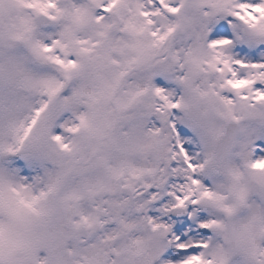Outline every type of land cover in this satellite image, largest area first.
<instances>
[{"label":"snow or ice","instance_id":"obj_1","mask_svg":"<svg viewBox=\"0 0 264 264\" xmlns=\"http://www.w3.org/2000/svg\"><path fill=\"white\" fill-rule=\"evenodd\" d=\"M0 264H264V0H0Z\"/></svg>","mask_w":264,"mask_h":264}]
</instances>
